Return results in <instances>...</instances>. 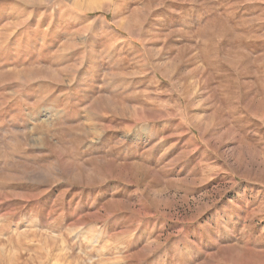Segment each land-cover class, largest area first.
<instances>
[{
  "label": "rangeland",
  "instance_id": "obj_1",
  "mask_svg": "<svg viewBox=\"0 0 264 264\" xmlns=\"http://www.w3.org/2000/svg\"><path fill=\"white\" fill-rule=\"evenodd\" d=\"M0 264H264V0H0Z\"/></svg>",
  "mask_w": 264,
  "mask_h": 264
}]
</instances>
